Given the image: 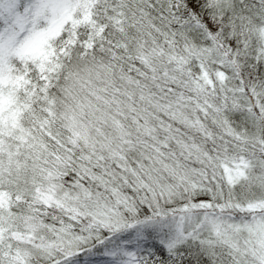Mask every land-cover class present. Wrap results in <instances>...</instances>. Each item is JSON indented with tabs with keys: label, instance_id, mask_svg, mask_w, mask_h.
Here are the masks:
<instances>
[{
	"label": "snow or ice",
	"instance_id": "snow-or-ice-1",
	"mask_svg": "<svg viewBox=\"0 0 264 264\" xmlns=\"http://www.w3.org/2000/svg\"><path fill=\"white\" fill-rule=\"evenodd\" d=\"M0 264H264V0H0Z\"/></svg>",
	"mask_w": 264,
	"mask_h": 264
}]
</instances>
